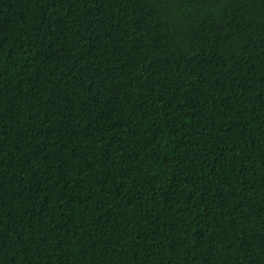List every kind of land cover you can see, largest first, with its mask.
<instances>
[{
    "label": "trees",
    "instance_id": "obj_1",
    "mask_svg": "<svg viewBox=\"0 0 264 264\" xmlns=\"http://www.w3.org/2000/svg\"><path fill=\"white\" fill-rule=\"evenodd\" d=\"M0 264H264V0H0Z\"/></svg>",
    "mask_w": 264,
    "mask_h": 264
}]
</instances>
